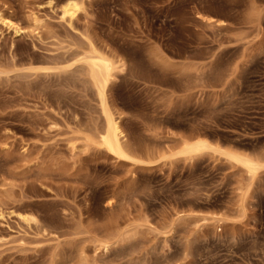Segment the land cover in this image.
I'll use <instances>...</instances> for the list:
<instances>
[{
	"label": "rangeland",
	"instance_id": "1",
	"mask_svg": "<svg viewBox=\"0 0 264 264\" xmlns=\"http://www.w3.org/2000/svg\"><path fill=\"white\" fill-rule=\"evenodd\" d=\"M63 1L0 0V264H264V168L172 155L197 131L264 162V0ZM89 43L125 62L137 161L87 140L99 100L59 69Z\"/></svg>",
	"mask_w": 264,
	"mask_h": 264
},
{
	"label": "bare ground",
	"instance_id": "2",
	"mask_svg": "<svg viewBox=\"0 0 264 264\" xmlns=\"http://www.w3.org/2000/svg\"><path fill=\"white\" fill-rule=\"evenodd\" d=\"M80 4L81 3H79L77 0H64L61 5L62 18L71 22L77 12L83 9L81 8ZM207 18L208 20L212 19V16H207ZM0 22H2L6 27L12 26V23L2 16H0ZM92 43H89V45L86 44L88 45L87 49H80V51L75 53L71 52L72 56L65 60L66 64L64 65V67L63 64L62 66L60 64L61 68L59 69V71H79L80 74L85 77V80L82 81H84V83H88L94 89L93 91H95L96 97L99 100L98 102L100 105V113L102 116V125L96 128L95 134L92 133L94 134L93 136L87 137V140L90 141V144L94 143L99 148L105 149L114 158H122L125 160L130 159L137 161L136 155L133 156V153H135L136 151L133 152L134 150L132 151L131 147L128 146L126 142L122 141L121 138L123 131L121 129L120 123L119 121H117L116 117H114L113 113L111 112L112 110L110 111L107 102L108 85L115 78L116 73L118 71L123 70L125 62L117 56H115L117 57V59H114V57L112 58V56L110 57L108 54L99 51V49L96 48L95 45H93ZM62 62L63 61H61V63ZM30 66L29 67L31 71L33 65ZM73 66L77 67V69L73 70ZM45 67H37L34 69L38 70ZM48 69L49 68H47V70ZM208 150H211L215 153L217 152L219 153V155H224L226 159L235 162V164L240 165L248 178H253L260 170H262V168H264V162L258 160V158L256 159L245 155L244 153L241 154L239 152L224 150L221 147L214 146L205 136L201 135V133L197 131H194V133L192 135H189V137H187L186 139L183 138L181 148L172 155H181L191 159L200 155L203 152H207ZM27 217L29 216L27 215ZM24 218L27 220L26 216H24ZM24 218L23 220H25ZM107 242L108 241L103 242L104 247L106 248ZM120 253L123 254L124 251Z\"/></svg>",
	"mask_w": 264,
	"mask_h": 264
}]
</instances>
